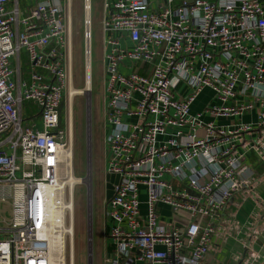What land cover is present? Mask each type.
<instances>
[{
	"label": "built area",
	"instance_id": "obj_1",
	"mask_svg": "<svg viewBox=\"0 0 264 264\" xmlns=\"http://www.w3.org/2000/svg\"><path fill=\"white\" fill-rule=\"evenodd\" d=\"M72 5L0 0V203L12 208L0 264H74L80 182L61 125ZM102 27L106 170L119 178L105 264H203L226 224L239 232L237 197L264 181V0H105ZM205 89L213 99L194 114ZM262 220L242 242L245 264L263 260Z\"/></svg>",
	"mask_w": 264,
	"mask_h": 264
},
{
	"label": "rangeland",
	"instance_id": "obj_2",
	"mask_svg": "<svg viewBox=\"0 0 264 264\" xmlns=\"http://www.w3.org/2000/svg\"><path fill=\"white\" fill-rule=\"evenodd\" d=\"M92 58L91 74L87 75V39L90 31L86 25L87 14L84 0H73L70 14L69 40L72 46L71 78L62 106V128L70 129L74 149V175L80 184L75 189V248L74 264H88L91 250L93 264H105L108 244L105 231L104 212L106 201V116L104 76V34L102 23L105 16V0H92ZM91 78V91L85 94L87 77ZM82 92V94L80 93ZM84 92V93H83ZM80 93V94H79ZM71 95H74L71 97ZM213 95V94H212ZM199 95L195 114L209 107V95ZM71 99V101H70ZM71 102V103H70ZM206 103V105H204ZM203 106V107H202ZM27 119V118H26ZM40 124V118L37 117ZM206 121H210L207 117ZM32 122L31 120H29ZM27 122V121H26ZM227 122V121H220ZM218 121V124H220ZM93 149V150H92ZM93 153V168H92ZM93 185V232L89 239L88 205ZM256 201L260 202L255 195ZM142 210L146 209L145 192L142 193ZM166 211V209H165ZM11 214L8 203H0V223ZM167 219V217H166ZM68 258L70 256L68 254Z\"/></svg>",
	"mask_w": 264,
	"mask_h": 264
},
{
	"label": "crops",
	"instance_id": "obj_3",
	"mask_svg": "<svg viewBox=\"0 0 264 264\" xmlns=\"http://www.w3.org/2000/svg\"><path fill=\"white\" fill-rule=\"evenodd\" d=\"M27 61V54L25 51L22 52V62L25 65ZM12 66L17 67V61H12ZM15 79V77H14ZM213 92L210 89H205L200 94L209 95L208 103H211L213 99ZM200 96V97H201ZM197 100L192 107V112L195 114L198 105ZM206 105V103H204ZM203 107V106H202ZM257 120V114L255 112L245 115L240 121L244 123L255 122ZM227 122H220V124H226ZM253 161H256L255 157H252ZM257 167L259 174L264 178V164H260ZM255 197L260 201L254 199H243L238 196V205L232 209V212H236V222L239 226V232L230 235L226 232V224L216 238L212 246L210 254L207 256L203 264H245L246 255L242 242L245 241L249 234L253 235L254 230L259 229L263 225L264 218V181L260 182L255 189ZM262 259L261 264H264V250L261 253Z\"/></svg>",
	"mask_w": 264,
	"mask_h": 264
},
{
	"label": "water",
	"instance_id": "obj_4",
	"mask_svg": "<svg viewBox=\"0 0 264 264\" xmlns=\"http://www.w3.org/2000/svg\"><path fill=\"white\" fill-rule=\"evenodd\" d=\"M195 0H189L190 3H193ZM119 182V178L118 177H113L110 175H106V183H107V190H106V201H109L111 199V197L113 196V188H114V184H117ZM91 236V228H90V232H89V239ZM92 237V236H91ZM92 253L91 250H89V263L88 264H93L92 261Z\"/></svg>",
	"mask_w": 264,
	"mask_h": 264
},
{
	"label": "flooded vegetation",
	"instance_id": "obj_5",
	"mask_svg": "<svg viewBox=\"0 0 264 264\" xmlns=\"http://www.w3.org/2000/svg\"><path fill=\"white\" fill-rule=\"evenodd\" d=\"M92 168H93V153H92ZM105 187L107 188V183L105 184ZM106 190H105V193H106ZM89 194H90V201H89L90 205H88V221H89V226L91 228V232H93V230H92V228H93V185H92V191ZM104 215H105V212H104ZM104 218H105V216H104ZM89 231H90V229H89Z\"/></svg>",
	"mask_w": 264,
	"mask_h": 264
},
{
	"label": "bare ground",
	"instance_id": "obj_6",
	"mask_svg": "<svg viewBox=\"0 0 264 264\" xmlns=\"http://www.w3.org/2000/svg\"><path fill=\"white\" fill-rule=\"evenodd\" d=\"M88 72L91 74V65H90V60L88 59L87 61V75H88ZM91 91V78H90V75H89V78L87 77V88H86V91H85V94L87 92H90ZM82 94V92H80ZM79 93V94H80ZM84 93V92H83ZM74 96V95H71V97ZM71 101V99H70ZM71 103V102H70ZM80 182V181H78Z\"/></svg>",
	"mask_w": 264,
	"mask_h": 264
}]
</instances>
